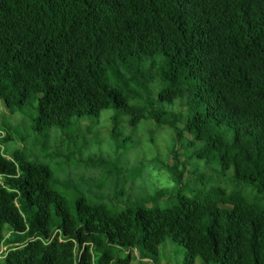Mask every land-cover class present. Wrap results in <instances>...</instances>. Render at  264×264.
I'll use <instances>...</instances> for the list:
<instances>
[{
  "label": "trees",
  "instance_id": "obj_1",
  "mask_svg": "<svg viewBox=\"0 0 264 264\" xmlns=\"http://www.w3.org/2000/svg\"><path fill=\"white\" fill-rule=\"evenodd\" d=\"M176 100L184 112L156 108ZM0 103L35 111L39 133L115 107L233 170L230 189L181 192L174 207L113 213L80 199L74 217L49 166L6 151L16 126L0 122V264H132L168 238L184 264H264V0H0ZM178 157L167 165L178 186L208 184Z\"/></svg>",
  "mask_w": 264,
  "mask_h": 264
},
{
  "label": "rangeland",
  "instance_id": "obj_2",
  "mask_svg": "<svg viewBox=\"0 0 264 264\" xmlns=\"http://www.w3.org/2000/svg\"><path fill=\"white\" fill-rule=\"evenodd\" d=\"M154 85L158 92L163 83L156 81ZM179 105V110L184 112L186 107L181 100L161 103L156 108L171 112ZM30 114L36 113L27 110L25 114H11L7 106L0 103V122L7 121L16 126L12 130L13 139L5 145L6 151L22 149L32 161L49 166L53 171L52 185L63 196L74 217L78 215L80 199L91 204H104L117 213L143 205L170 208L178 204L181 192L190 194L196 189L204 195L213 186L232 187L233 170L221 175L216 161L196 156L195 152L202 144L185 150L184 139L178 141L169 124L160 125L152 118H145L132 125L129 114L110 107L102 110L98 117H74L67 127L39 133L34 130ZM177 125L185 139L195 141L194 135L185 129V118ZM227 137H232V131ZM177 156L181 159L178 170H183L184 161L191 158V165L200 168L201 174L212 177L208 184L195 181L185 189L178 186L167 168ZM192 177L193 173L186 174L187 181ZM248 189L252 192L251 187ZM58 222L54 213L52 223L56 226ZM6 248L3 246L2 249ZM139 251H133L136 261L132 264H184L187 254L186 248L171 238L160 247L157 256L149 254L150 258L141 259L142 250ZM197 264H202V260L198 259Z\"/></svg>",
  "mask_w": 264,
  "mask_h": 264
},
{
  "label": "clouds",
  "instance_id": "obj_3",
  "mask_svg": "<svg viewBox=\"0 0 264 264\" xmlns=\"http://www.w3.org/2000/svg\"><path fill=\"white\" fill-rule=\"evenodd\" d=\"M3 250V249H2ZM1 255H2V251L0 252V257H1Z\"/></svg>",
  "mask_w": 264,
  "mask_h": 264
}]
</instances>
